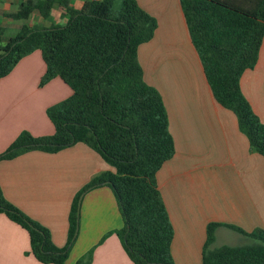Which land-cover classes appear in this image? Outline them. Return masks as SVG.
<instances>
[{"label":"crops","instance_id":"0c3cea01","mask_svg":"<svg viewBox=\"0 0 264 264\" xmlns=\"http://www.w3.org/2000/svg\"><path fill=\"white\" fill-rule=\"evenodd\" d=\"M40 0H0V47L22 27L64 26L68 16L54 4L43 18L19 16ZM92 0H68L76 10ZM157 23L153 38L138 48L144 82L160 95L174 154L156 173L157 189L173 229V264H201L209 224H217L210 250L252 245L248 235L264 228V157L250 149L235 116L214 100L191 43L179 0H135ZM46 67L39 51L22 58L0 79V154L21 132L46 137L54 127L46 110L69 98L71 89L54 78L40 86ZM240 90L264 125V37L253 69ZM111 169L83 144L57 153H23L0 161L4 198L46 228L52 243L66 244L69 213L81 190ZM122 227L116 199L107 186L93 188L79 204L76 239L66 264L92 250L89 264H132L114 233ZM237 228L243 231H235ZM0 264H42L30 253L28 233L0 214Z\"/></svg>","mask_w":264,"mask_h":264},{"label":"trees","instance_id":"16d2710c","mask_svg":"<svg viewBox=\"0 0 264 264\" xmlns=\"http://www.w3.org/2000/svg\"><path fill=\"white\" fill-rule=\"evenodd\" d=\"M114 1L92 0L81 10L68 0L27 4L17 17L37 11L46 18L57 4L68 21L49 28L24 26L0 47V79L22 58L39 51L46 67L39 85L58 77L72 91L46 110L52 135L36 138L21 132L0 154V161L30 151L54 154L83 144L111 169L74 199L62 248L52 243L46 228L11 205L0 188V214L28 233L30 253L42 264H66L78 229L79 198L99 186L109 187L116 199L122 227L114 233L131 263L173 264V229L156 173L172 158L174 144L163 101L144 82L137 60L138 48L153 38L157 23L135 0H120L117 10ZM179 1L214 100L235 116L250 149L264 157V125L240 90V78L254 68L264 37V0ZM217 227L207 226L201 264H264V228L248 235L252 245L210 250ZM91 255L92 250L77 264H89Z\"/></svg>","mask_w":264,"mask_h":264},{"label":"rangeland","instance_id":"374dc122","mask_svg":"<svg viewBox=\"0 0 264 264\" xmlns=\"http://www.w3.org/2000/svg\"><path fill=\"white\" fill-rule=\"evenodd\" d=\"M120 0H115L114 1V10H117L119 7ZM79 212V211H78Z\"/></svg>","mask_w":264,"mask_h":264},{"label":"water","instance_id":"95a60500","mask_svg":"<svg viewBox=\"0 0 264 264\" xmlns=\"http://www.w3.org/2000/svg\"><path fill=\"white\" fill-rule=\"evenodd\" d=\"M82 196H80L79 201H78V211H79V204H80V199Z\"/></svg>","mask_w":264,"mask_h":264},{"label":"built area","instance_id":"2783aa9c","mask_svg":"<svg viewBox=\"0 0 264 264\" xmlns=\"http://www.w3.org/2000/svg\"><path fill=\"white\" fill-rule=\"evenodd\" d=\"M95 1V0H94Z\"/></svg>","mask_w":264,"mask_h":264}]
</instances>
